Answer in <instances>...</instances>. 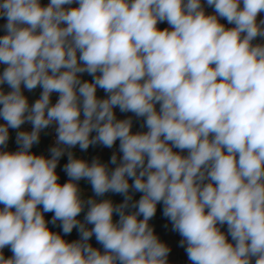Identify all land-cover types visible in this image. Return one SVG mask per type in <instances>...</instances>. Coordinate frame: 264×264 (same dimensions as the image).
<instances>
[{
  "label": "clouds",
  "instance_id": "1",
  "mask_svg": "<svg viewBox=\"0 0 264 264\" xmlns=\"http://www.w3.org/2000/svg\"><path fill=\"white\" fill-rule=\"evenodd\" d=\"M158 205L264 264V0H0V264H170Z\"/></svg>",
  "mask_w": 264,
  "mask_h": 264
},
{
  "label": "crops",
  "instance_id": "2",
  "mask_svg": "<svg viewBox=\"0 0 264 264\" xmlns=\"http://www.w3.org/2000/svg\"><path fill=\"white\" fill-rule=\"evenodd\" d=\"M46 2V0H45ZM209 12L211 11V9L208 10ZM166 25H161V27H164ZM30 96V99H35L38 96V90L37 92L33 95V94H28ZM100 95H103L102 93H100ZM55 99V97H54ZM118 116H121V114L117 113ZM27 127V126H26ZM134 131L138 130V125H134ZM146 130V129H145ZM13 137H14V133H13ZM48 140L49 138L44 137L42 140V144L39 147L34 148V151L40 152V151H44L46 149V147L48 146ZM12 149H15V145L14 143L11 144ZM98 151H100L99 149L97 150H93V149H89V153L95 155ZM104 157V159L108 158V155L110 154V150H103V152L101 153ZM66 162V158L65 160L62 161V163ZM59 171V169H58ZM61 180L63 181L64 179H66V177L64 176V174L61 172ZM83 187L88 188V185L83 184ZM114 199L119 200L120 197H114ZM151 223L155 226L156 232L157 234L161 237L162 240H164L172 249V252L170 254V264H179V260L183 259L185 261V264H190V262L187 259V255L184 251V248L179 246V241L181 239L180 235L176 232H173L171 230V223L167 220V218H165L162 214V206L158 205V210H157V214L155 216V218L151 221ZM75 232L73 233V237H75Z\"/></svg>",
  "mask_w": 264,
  "mask_h": 264
},
{
  "label": "built area",
  "instance_id": "3",
  "mask_svg": "<svg viewBox=\"0 0 264 264\" xmlns=\"http://www.w3.org/2000/svg\"><path fill=\"white\" fill-rule=\"evenodd\" d=\"M179 264H185V261L183 259H181V260H179Z\"/></svg>",
  "mask_w": 264,
  "mask_h": 264
}]
</instances>
